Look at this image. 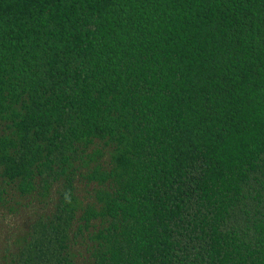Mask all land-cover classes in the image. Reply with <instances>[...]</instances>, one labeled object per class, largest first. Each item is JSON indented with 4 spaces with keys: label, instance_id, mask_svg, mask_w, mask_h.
<instances>
[{
    "label": "trees",
    "instance_id": "trees-1",
    "mask_svg": "<svg viewBox=\"0 0 264 264\" xmlns=\"http://www.w3.org/2000/svg\"><path fill=\"white\" fill-rule=\"evenodd\" d=\"M7 190L6 264H264V0H0Z\"/></svg>",
    "mask_w": 264,
    "mask_h": 264
},
{
    "label": "rangeland",
    "instance_id": "rangeland-1",
    "mask_svg": "<svg viewBox=\"0 0 264 264\" xmlns=\"http://www.w3.org/2000/svg\"><path fill=\"white\" fill-rule=\"evenodd\" d=\"M77 189L80 199L86 203L90 196L87 192L91 188H85L81 182L77 184ZM54 199L55 195H52ZM5 200V204L0 207V264L9 262L17 241L26 234L32 219L49 212L54 203L52 201L46 205L19 199L12 190H7ZM72 253L76 264H89L88 254L81 242L72 247Z\"/></svg>",
    "mask_w": 264,
    "mask_h": 264
}]
</instances>
